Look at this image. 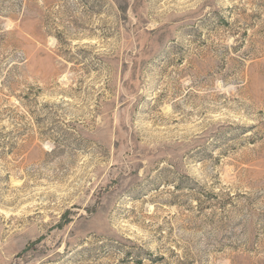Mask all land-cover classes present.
I'll return each instance as SVG.
<instances>
[{
  "label": "rangeland",
  "instance_id": "rangeland-1",
  "mask_svg": "<svg viewBox=\"0 0 264 264\" xmlns=\"http://www.w3.org/2000/svg\"><path fill=\"white\" fill-rule=\"evenodd\" d=\"M0 264H264V0H0Z\"/></svg>",
  "mask_w": 264,
  "mask_h": 264
}]
</instances>
